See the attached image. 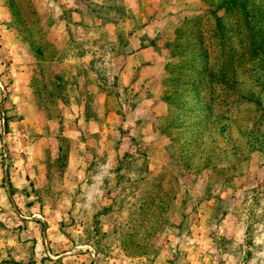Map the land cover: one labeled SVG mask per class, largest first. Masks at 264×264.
I'll return each mask as SVG.
<instances>
[{"label": "rangeland", "instance_id": "374dc122", "mask_svg": "<svg viewBox=\"0 0 264 264\" xmlns=\"http://www.w3.org/2000/svg\"><path fill=\"white\" fill-rule=\"evenodd\" d=\"M0 264H264V0H0Z\"/></svg>", "mask_w": 264, "mask_h": 264}]
</instances>
